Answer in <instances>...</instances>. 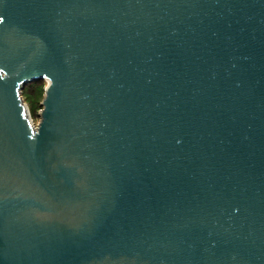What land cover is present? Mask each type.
<instances>
[{
	"label": "water",
	"instance_id": "obj_1",
	"mask_svg": "<svg viewBox=\"0 0 264 264\" xmlns=\"http://www.w3.org/2000/svg\"><path fill=\"white\" fill-rule=\"evenodd\" d=\"M0 264H264V0H0Z\"/></svg>",
	"mask_w": 264,
	"mask_h": 264
},
{
	"label": "rangeland",
	"instance_id": "obj_2",
	"mask_svg": "<svg viewBox=\"0 0 264 264\" xmlns=\"http://www.w3.org/2000/svg\"><path fill=\"white\" fill-rule=\"evenodd\" d=\"M46 81H42L37 84L29 83L20 92L23 102L26 103V107L30 114L31 122L34 126H37L40 122V110L42 108V101L45 96Z\"/></svg>",
	"mask_w": 264,
	"mask_h": 264
},
{
	"label": "trees",
	"instance_id": "obj_3",
	"mask_svg": "<svg viewBox=\"0 0 264 264\" xmlns=\"http://www.w3.org/2000/svg\"><path fill=\"white\" fill-rule=\"evenodd\" d=\"M43 80H40V81H37V82H32V84H37V83H40V82H42ZM29 84H27V85H25V87L26 86H28Z\"/></svg>",
	"mask_w": 264,
	"mask_h": 264
}]
</instances>
